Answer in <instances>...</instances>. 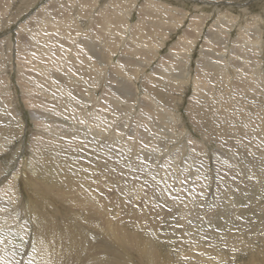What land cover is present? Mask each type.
<instances>
[{
    "label": "rangeland",
    "instance_id": "obj_1",
    "mask_svg": "<svg viewBox=\"0 0 264 264\" xmlns=\"http://www.w3.org/2000/svg\"><path fill=\"white\" fill-rule=\"evenodd\" d=\"M25 1L19 5L20 0H14L10 15L0 22L3 26L12 20L7 28H0L1 42L4 40L16 45L19 37L28 40L30 37L20 31V27L54 0H29L28 5L24 4ZM143 1L137 2V8L125 3L107 4V10L110 15L114 13L110 6L114 4L119 16L135 10L125 24L131 29L137 17L144 14V10L139 8ZM157 1L164 6L161 12L167 22L181 17L183 23L175 28L151 20L150 16H146L145 22L138 23L140 28L147 29L149 37L154 38L155 46L152 51L145 45H139L135 52V63L139 68L137 74L146 69L144 75H139L141 79L136 76L135 67L132 66L133 72L130 65H125L123 72L119 68L127 77L117 75L123 80L113 82V89L120 91L113 98L116 101L121 99L109 103L112 110L109 114L108 107L100 113V105L95 106L101 99L100 95L105 94L101 84L104 79L98 76L97 81V73L92 67L95 63L92 65L90 60L88 67L82 58L80 71L74 70L72 76L65 77L60 73V69L64 72V67L57 68L58 71L46 70L42 75L43 70L25 68L32 59L27 51L19 55L12 46L9 61L2 56L5 45L0 50V76L6 69V77L9 76L11 82L4 81L7 89L11 87L10 93L0 98V143L3 141L0 146L5 149L0 152V264L46 262L40 255L44 253L43 249L34 239L38 217L50 219L54 232L58 231L54 234V243L59 244V231H65L61 236L63 253H67L65 246L70 250L76 247V253L71 252L77 262L65 261L66 255H61V260L52 258L60 264H264V81L255 84L252 75L249 76L251 67L261 64L264 69V46L250 44V53L247 52L245 60L234 56L240 61L233 69L238 71L237 74L231 72L224 77L214 72L200 71L198 74L197 69L202 51L208 50L211 59L231 68V65H226L228 61L232 63L231 50L236 45H231L236 44L239 33H246L247 29H251L253 36L260 30L264 33V0ZM65 2H69L66 4L69 7L73 4V0ZM95 7L88 11L91 16L96 13ZM171 8H177L180 13L173 10L165 12ZM58 9L65 11L61 7ZM70 10L71 20L77 19L76 13ZM224 14L228 22L222 21ZM200 15V22L193 18ZM119 16L113 18L111 15V18L118 22L116 28L124 32L122 29L126 31V27L119 25H123L126 18ZM191 18L196 22H192L197 26L196 30L189 27ZM253 18H260L261 26ZM76 23L81 27L79 20ZM33 27L38 28L39 25L36 23ZM87 29L82 27L79 35L89 33L92 37ZM187 30L191 34L186 35L190 36L182 37ZM109 32L107 35L112 37L114 32ZM124 35L128 37L127 33ZM191 36L196 40L193 47ZM262 36L264 39V34ZM209 38L214 42L212 45L207 42ZM100 40L98 45L103 48ZM161 44L163 47L159 50ZM202 46H207V50ZM8 47L10 50L9 44ZM117 50H121V45ZM61 51L53 50L52 53L57 55ZM118 53L103 58L107 63L109 61L108 70L118 64ZM162 59L163 68L176 71L159 70L158 74H153ZM45 60L49 64L54 62L49 58ZM205 64L213 66L210 61ZM103 67L97 68L98 73ZM25 71L32 72L33 77L35 74L33 83L36 87L41 85L43 90L52 92L53 95L45 92L35 94L45 101H40V104L46 120L55 118L53 124L59 131L67 129L68 136L61 132L55 135L56 138L51 137V130L40 129L37 119L34 120L35 114L29 105L31 99L26 96L32 81L28 77L24 79ZM188 71L192 79L200 82L195 84L192 80L180 85ZM57 74L63 80L57 78ZM46 75L50 79L47 80ZM82 77L90 80L83 82ZM135 90H139V94ZM148 91L155 101L159 100L157 103L162 105V109H166L160 118L155 112V103L145 97ZM89 93L94 99L88 96ZM5 103L7 108L10 106L8 113ZM167 111L172 113V125L166 121ZM178 114L184 121L182 124L176 122L179 126L174 120ZM144 115H148L152 124L148 125ZM142 117L143 123H140ZM73 136L80 139L73 140ZM23 161L24 164L21 163ZM18 167H23L24 175L20 173V182L12 179L14 183H11L10 178ZM71 179L77 186H74L76 189L73 187L74 192L66 187ZM52 182L57 186L52 187ZM91 182L95 184L91 186ZM39 185L36 192L34 186ZM50 190H60L58 197L61 200L52 196ZM68 198L72 201L69 202ZM43 202L48 206L45 211L50 216L38 212L36 219L33 210ZM103 204L105 212L102 216L98 209ZM86 212L92 216L90 224ZM17 224L21 227L18 228ZM67 226H74V229L70 231ZM76 229L80 233V243L78 237L74 238ZM118 236L121 239L127 236V239L136 241V245L130 242L133 245L131 249H121L116 240ZM151 252L154 258L150 257Z\"/></svg>",
    "mask_w": 264,
    "mask_h": 264
},
{
    "label": "bare ground",
    "instance_id": "obj_2",
    "mask_svg": "<svg viewBox=\"0 0 264 264\" xmlns=\"http://www.w3.org/2000/svg\"><path fill=\"white\" fill-rule=\"evenodd\" d=\"M17 1V0H16ZM19 1V0H18ZM23 0H20L19 2V5L21 4ZM57 1H60V0H54V4H52L53 2H51L48 6L44 7V9L42 10V12L36 14V15H33L26 23H24V25H22L20 27V31L22 32H25L26 34H28V36L31 38H29L28 40L25 39L24 37H19L17 38V43L16 45H12L11 43H8V42H5L4 40L1 42L0 41V50H2V48L4 47L5 45V52L3 51L2 53V56L3 57H7L9 61H11V57H10V53H12V46H13V49L16 51V49L18 50V53L19 55L22 53L24 54V51H27V55L30 56L32 59L30 61L27 62L25 68H29V69H34V71H42V75L43 73H46V70H50V69H56V71H58L57 68L59 67H64V72H62V70L60 69V73L63 75V76H72V74L74 73L73 71L74 70H79L80 71V65L82 63V58L85 59V63H86V66L89 67V60L92 62V65L94 64V66H92L94 69H95V72L97 73L96 75V79L97 81L99 82V78L98 76H100L101 78L104 79L103 82H101L102 84V89H104V92L105 94L103 93L102 95H100L101 99L99 101H96V104L95 106L98 107L100 105V108H101V111L100 113H103L104 110L107 109L108 107V114L111 113V106H110V102L114 101V102H117L116 100H114V96L113 95H117L118 94V89L115 88L113 89V82H118V81H121L120 79V76H117V75H122L123 73L120 72L119 68L122 69V72L124 70V67L125 65H130V69L131 71L133 72V69H132V66L135 67L134 69V72L136 73V76L138 77V79H141V76L139 77V75H144V71H146V69H143L144 71L143 72H140L141 74H137L138 71H139V68L136 67V63H135V59H136V55L135 52L138 50L139 48V45H145L146 48H148L149 50L152 49L153 51V47L155 46L154 44V38L153 37H149V34L147 32V29H142L138 26V23H143L145 22V18L146 16H150V19L151 20H156L157 22L159 23H162V24H165L166 26H173L175 28H179L178 25H182L181 23H183L182 21L184 20L183 18L180 17L179 18H176L174 20V22L172 21H168L165 19V15L161 12L163 11L164 9V6L159 4L158 1L155 2L156 0H144L142 2V4L139 6V8H141L142 10H144V14L142 15H139L140 17H137V22H135L133 24L132 27H130L131 29L127 28V26L125 24H127V20L129 18L131 13H133L134 11L132 12H129L128 14L126 15H123V16H119V12L115 10V4H128V5H132L134 7L137 8L136 4L139 0H73V4L72 6H68L66 5L67 3L69 2H65L66 0H61L56 6H55V3ZM155 2L154 4L151 3V2ZM14 0H0V22L5 20L6 19V16H9L10 15V12H11V9L13 7H11V5L13 4ZM30 2L29 0L25 1L24 4L28 5ZM75 3L77 4L75 6ZM115 3L114 5H110L111 6V9H113V11H115L114 13H111L112 17L113 18H118L119 17H123V18H126L123 23V25H119V26H125L126 27V31L124 29H122V31L124 32H120V30H118L116 27H118V22L115 23V21H113V19L111 18V15L109 14L108 10H107V4H113ZM140 3V2H139ZM166 3V5H169V3L167 2H164V4ZM33 4V3H31ZM23 5V4H22ZM97 6L95 7V10H96V13L93 14L92 16L89 14V10L91 9L92 6ZM171 5V4H170ZM61 7L62 9H64L65 11L61 12L58 8ZM71 8V10H70ZM41 10V9H40ZM38 10V11H40ZM71 11V12H75L76 13V17L77 19L75 20H71V17H70V14H68V11ZM146 10V11H145ZM166 11L165 12H169L171 10H173L172 12L174 13H180L179 10H177V8H171L170 10L167 11V9H165ZM80 13H79V12ZM140 13V11H139ZM182 14L183 13V10H182ZM181 14V15H182ZM72 16V15H71ZM186 16V14H185ZM184 16V17H185ZM174 16H167L166 18H172ZM196 16H194L193 18L194 19H199V22L200 20H202V15H200L199 17L195 18ZM8 18V17H7ZM45 18V19H44ZM81 18V19H80ZM193 18H191V21L189 23V27L190 28H193L196 30L197 26H195L194 23L192 22H195V20H193ZM9 19V18H8ZM222 21L224 20L225 22H228L229 20H226V14H224V16L221 17ZM256 22L259 23V25L261 26L262 22L260 20V18H253ZM80 21L81 22V27L76 23V21ZM231 20V19H230ZM130 21V20H128ZM198 22V23H199ZM12 23V20L9 19V21L5 22V25L3 26H0L1 29H5L7 28L10 24ZM36 23L39 25L38 28H34L33 26L35 25L36 26ZM88 23V24H87ZM109 23V25H107ZM192 23V24H191ZM196 23V22H195ZM197 23V24H198ZM222 23V22H221ZM132 25V24H131ZM130 25V26H131ZM88 27L87 29V32H90L92 37L90 36L89 33H86V34H82L81 36L79 35L80 32H81V28L82 27ZM43 27H45L46 29H44ZM129 27V26H128ZM129 29V30H128ZM248 32L246 33H239L238 35V38L236 39V44L234 45H231L232 47L236 45L235 48H233L231 50L232 52V63L234 62V64H230L229 61H228V65H231V68H227V67H223L222 64L218 63V62H215L213 59H211L209 57L208 54H210V51H206V47L205 46H202L204 48V51H202V56H201V59L198 62V66H197V69H198V74H200V71L204 73L205 72H210V73H218L219 75L221 76H226L228 75L229 73L233 72L234 74H237L238 71H234L233 69H235L237 66V64L240 63L239 60H236L234 56L236 57H239V58H242L243 60L246 59V54L247 52L250 53V51H248V48L251 46L250 44H254V45H263L264 46V39H263V36L262 34H264L262 32V30L259 31V34L253 36V33H250V30L251 29H247ZM85 31V30H84ZM114 32L113 36L112 37H109L108 35H110V32ZM86 32V31H85ZM30 33V34H29ZM84 33V32H83ZM109 33V34H108ZM121 33L123 34V36H121ZM124 33H127L128 34V37H125ZM187 33L191 34L190 31L187 30V32H184L181 36L182 37H188L190 35H186ZM32 34H33V38H32ZM108 34V35H107ZM19 35V34H18ZM95 37V38H94ZM96 37L98 38V40L96 39ZM192 37V36H191ZM190 37V39H191ZM99 38L101 39L100 41L103 43V48L102 47H99ZM158 39V38H157ZM140 41H142L144 44L140 43ZM156 41V40H155ZM191 47H193L196 43V40L194 39V37H192V40H191ZM207 42L210 43L211 45L214 43L212 42V39L209 38L207 39ZM8 44L11 46V49L9 50V47H8ZM190 44V42H189ZM207 44V43H206ZM121 45V50H117V47ZM157 45V44H156ZM262 46V48H263ZM163 47V44H161V46L159 47V50ZM99 48L100 49V52L98 53L96 51V49ZM119 49V48H118ZM53 50H56V51H61V54H57V55H54V53H52ZM72 51V52H71ZM117 51L119 52V56H118V64L116 65V67H113L112 70H108V67H109V61L108 63L103 60V58H106L108 57V54L109 55H113L115 53H117ZM158 51V50H157ZM159 52V51H158ZM209 52V53H208ZM259 53V52H258ZM26 54V53H25ZM17 55V57L19 56ZM63 55V56H62ZM230 55V54H229ZM260 55V54H259ZM20 59H22L21 57L22 56H19ZM29 57V59H30ZM110 57V56H109ZM169 57L166 56L164 59L166 60L167 58ZM50 59V60H53L54 62H50L47 63L45 59ZM56 58V59H54ZM81 58V60H79ZM112 58V57H111ZM13 60V59H12ZM108 60V58L106 59ZM110 60V59H109ZM205 60V61H204ZM234 60V61H233ZM22 61V60H21ZM32 61V63H31ZM105 61V62H104ZM112 61V60H111ZM151 61V60H150ZM210 61L212 65H208V64H205V62H208ZM231 61V60H230ZM24 62V61H23ZM164 60L162 59L161 61V64L158 68H155L152 73L153 74H158L160 71L159 70H165V71H169V73H174L175 71L174 70H167L165 68H163L162 64H163ZM236 62V63H235ZM246 62V61H245ZM15 63V62H14ZM242 63V62H241ZM225 64V63H223ZM247 64V63H246ZM245 64V65H246ZM25 65V64H24ZM85 65V64H84ZM104 66V67H103ZM115 66V65H113ZM188 66V65H187ZM225 66V65H224ZM263 65L261 64H258L257 67L253 68L252 67L250 68V71H249V76L252 75L251 77L253 78L254 80V83L255 84H261L263 81H264V69L262 68ZM99 67H103L99 70V73L97 71V68ZM112 67V66H111ZM129 67V66H128ZM259 67V68H258ZM137 68V69H136ZM24 69V68H23ZM28 69V70H29ZM85 69H87L85 67ZM26 70V69H25ZM33 71V70H32ZM161 71V72H162ZM10 72V70H9ZM25 77L24 79H27V77L29 78V80L32 81L31 85H30V88L29 90H26V96L29 97L31 99V104L30 105V108L31 110H33L34 114L32 113L34 117V120L35 118L37 119L38 123L40 125V129H44V131L46 130H51L49 134L51 137H55V135H60L61 132H63V135L65 136H68V131L67 129L66 130H61L59 131L57 129V127L53 124V121L55 120V118H53L52 120L48 121L46 120L47 117L46 115L44 114L43 112V107L42 105L40 104V101L43 102L41 100V98L35 94L36 93H40V92H45L46 94H52L51 91H47V90H43L40 86H35L33 81L34 79L36 78L35 77V74H34V77H33V73L32 72H29V71H25ZM88 72V70H87ZM179 72V71H178ZM6 69L4 70V74H2L0 76V98H5L8 96V94L10 93L9 89H7V84L4 83V81H7L8 84L11 83L10 82V79L8 78L9 76L6 77ZM120 73V74H119ZM186 73V71L184 72ZM126 74V73H125ZM131 74V73H130ZM206 74V73H205ZM204 74V75H205ZM45 75V74H44ZM52 75V74H51ZM76 75L78 76H81V73L80 72H76ZM124 75V74H123ZM122 75V77H123ZM57 78H61L62 77L60 75H56ZM125 76V75H124ZM131 76V75H130ZM21 78H23V75H20ZM45 77V76H44ZM48 76L46 75V78ZM50 77V76H49ZM127 77V76H125ZM248 77V76H247ZM50 79V78H47V80ZM133 79H136L135 76L133 77ZM184 79V77H183ZM201 79V78H200ZM52 80L54 81H57V79H53ZM63 80V79H62ZM81 80L83 82H86V80H90L88 79L87 77H82ZM116 80V81H114ZM123 80V79H122ZM125 80V79H124ZM127 80V79H126ZM125 80V81H126ZM197 84L200 82L199 79H192V76H191V73L188 71V74L185 78L184 81H182V83L180 85H184L185 82H188V81H192ZM93 81V80H92ZM35 82V81H34ZM50 82V80H49ZM96 86H98V82L94 81ZM139 82V81H138ZM202 82V81H201ZM253 82V81H252ZM251 82V83H252ZM40 83V82H39ZM54 83V82H52ZM51 83V84H52ZM120 83V82H119ZM124 83V82H123ZM140 83V82H139ZM158 83V82H157ZM156 83V84H157ZM249 83V82H247ZM130 84V83H128ZM141 84V83H140ZM253 84V85H255ZM28 85V86H29ZM45 85V84H44ZM63 85V84H62ZM65 85V84H64ZM121 85V83H120ZM124 85V84H123ZM122 85V86H123ZM246 85V84H245ZM250 85V84H249ZM259 86V85H258ZM93 87V86H91ZM143 87L145 88V85H143ZM180 87V86H179ZM182 87V86H181ZM253 87V86H252ZM62 88V87H61ZM95 88V87H93ZM156 88V87H155ZM202 88V87H201ZM245 88V87H244ZM247 88V87H246ZM262 88V87H261ZM26 89V88H25ZM63 89V88H62ZM98 89V88H97ZM147 89V88H146ZM253 89V88H252ZM197 90V89H196ZM65 91V90H64ZM136 91V94L139 92V90H135ZM151 91V90H150ZM94 92V91H93ZM120 92V91H119ZM25 93V92H24ZM91 93V92H90ZM88 94V96L90 97H94L93 94ZM132 93V92H131ZM79 94V93H78ZM85 94V93H84ZM123 94V93H121ZM139 94V93H138ZM53 95V94H52ZM71 95V94H70ZM81 95V94H80ZM87 96V94H85ZM84 95V96H85ZM12 96V95H11ZM85 96V97H86ZM157 96V94L155 95ZM162 96V95H161ZM10 97V96H9ZM22 97V96H21ZM74 97V96H73ZM117 97V96H116ZM145 97H147L149 99V101L151 103H155V112L156 114H158L159 118H160V115H163L166 113V109H162V105L158 104L157 102H159V100L155 101V99L153 98V96L149 93H146ZM75 98V97H74ZM83 98V97H82ZM94 99V98H93ZM134 99V98H133ZM157 99V98H156ZM11 100V99H10ZM27 100V99H26ZM86 100V99H85ZM90 100V99H89ZM97 100V99H95ZM162 100V99H161ZM77 101V100H76ZM10 101H8V104H9ZM24 102H26L24 100ZM45 102V101H44ZM43 102V103H44ZM83 102V101H82ZM89 102V101H87ZM91 102V100H90ZM89 102V103H90ZM94 102V100H93ZM91 102V103H93ZM124 102V101H123ZM122 102V104H123ZM162 102V101H161ZM13 103V101H12ZM73 103V102H72ZM76 103V102H75ZM121 103V101H120ZM128 104V102H126ZM124 103V105L126 104ZM7 103L4 104V107H5V110H6V113H8V109L10 110V106L7 108ZM50 104V103H49ZM52 104V103H51ZM88 104V103H87ZM112 104V103H111ZM11 105V103H10ZM14 105V104H13ZM27 105V104H26ZM25 105V106H26ZM44 105V104H43ZM55 105V104H54ZM86 107V106H85ZM54 108V107H53ZM47 108H45L44 110H46ZM48 110V109H47ZM46 110V111H47ZM51 110V109H50ZM54 110V109H53ZM150 110L151 112L154 113V111L152 109H148ZM163 110H165V112H163ZM168 110V109H167ZM11 111V110H10ZM80 111V110H79ZM48 112V111H47ZM167 117H166V121H169V123L172 125V113H170L169 111H167ZM53 113V112H52ZM78 113V111H77ZM116 113V112H115ZM155 114V113H154ZM176 117V115H174ZM97 117V115H96ZM102 117V116H101ZM104 117V116H103ZM145 121L146 122H149L148 125L152 124V122L150 121V118L148 117V115H144L143 116ZM143 117L140 121V123H143ZM7 118V117H6ZM106 120V119H105ZM175 120V125L179 126L178 124L179 123H183L184 121L182 120V118L178 116L174 119ZM102 122V121H101ZM104 122V121H103ZM176 122L178 124H176ZM43 123H46L43 124ZM174 123V122H173ZM36 124V123H35ZM100 124V123H99ZM147 124V123H146ZM170 124H167V125H170ZM48 125V126H47ZM107 125V124H105ZM99 127V125H98ZM102 127V126H101ZM169 127V126H167ZM172 127V126H171ZM24 128V127H23ZM37 128V127H36ZM96 128V127H95ZM94 129V127H93ZM97 129V128H96ZM179 129V127H178ZM95 130V129H94ZM180 130V129H179ZM183 130V129H182ZM100 132V130H98ZM102 131V130H101ZM172 131V130H170ZM97 132V130H96ZM39 133V132H38ZM41 134V133H40ZM48 134V133H47ZM74 134V132H73ZM43 135V133H42ZM116 135H114L115 137ZM173 136V135H172ZM178 136V135H177ZM182 136V133L181 135ZM56 138V137H55ZM76 138H79L78 136L77 137H74L73 136V140ZM86 138V137H85ZM1 139V138H0ZM69 139V138H68ZM80 139V138H79ZM102 139V137L100 138ZM114 139V138H113ZM185 139V138H184ZM78 140V139H77ZM90 140V139H89ZM167 140V139H166ZM1 141V140H0ZM12 141V140H11ZM70 141V140H69ZM80 141V140H79ZM184 141H187L186 139ZM3 142V141H2ZM1 142V143H2ZM71 142V141H70ZM170 142V141H169ZM0 143V145H1ZM73 143H77L79 145V142H74ZM167 143V142H166ZM183 143V142H182ZM178 147V146H177ZM184 147V146H183ZM3 149L4 147L2 148L0 146V152H3ZM5 150V149H4ZM84 155V154H83ZM93 154H91V157L93 158L92 156ZM81 157V156H79ZM85 157V156H83ZM98 157V156H96ZM95 158V157H94ZM87 159V158H86ZM100 159V158H99ZM75 160V159H74ZM94 160V159H93ZM97 159H95L96 161ZM172 160V158H171ZM171 160H169L171 162ZM158 161V160H157ZM92 162V161H91ZM97 162H100V161H97ZM103 162V161H102ZM173 162V160H172ZM171 162V163H172ZM176 162V161H175ZM24 164V161L21 162ZM85 163V162H84ZM93 163V162H92ZM169 163V162H168ZM86 164V163H85ZM99 164V163H98ZM100 164H103V163H100ZM185 164V163H184ZM189 164V163H187ZM106 165V164H104ZM22 166V164L20 165ZM93 167V166H92ZM187 167V166H186ZM80 168V167H78ZM87 168V167H86ZM185 168V167H184ZM85 169V168H84ZM37 170V169H36ZM89 170V169H88ZM91 171V170H90ZM180 172V171H179ZM20 173H23L24 175V172H23V167H18V170L16 172H13L12 176H11V180L10 182L12 181V179H16L20 182L19 178H21L19 175ZM34 173V170L33 172ZM40 173V172H39ZM87 173V172H86ZM48 174V173H47ZM46 175V174H45ZM81 175V174H80ZM87 175V174H86ZM28 176V175H27ZM52 176V175H51ZM82 176H84L82 174ZM82 176H79L82 177ZM25 177V176H24ZM23 177V178H24ZM54 177V176H53ZM78 177V176H77ZM76 177V178H77ZM75 178V179H76ZM87 178V177H86ZM84 179V178H82ZM89 179V178H88ZM41 180V179H40ZM53 180V179H52ZM77 180V179H76ZM51 181V179H50ZM79 181V180H78ZM85 181V180H84ZM90 181V180H89ZM67 182V181H66ZM83 182V181H82ZM11 183H14V182H11ZM43 183V182H42ZM26 184H28V180H26ZM52 184V187L53 186H57L55 183H51ZM50 184V185H51ZM80 184V183H79ZM95 184V183H92L91 182V186ZM14 185V184H13ZM9 186L11 187V185L9 184ZM74 186H76V183L73 179L69 180L67 183H66V187L68 189H72L74 192ZM95 186V185H94ZM5 186H3L4 188ZM74 187V188H73ZM77 187V186H76ZM40 188V185L39 186H34V190L36 192H38V189ZM82 188V187H80ZM5 189V188H4ZM2 189V190H4ZM76 189V188H75ZM93 189H95L93 187ZM79 190V188H78ZM81 190V189H80ZM86 190V189H85ZM92 190V189H90ZM88 190V191H90ZM76 191V190H75ZM93 191V190H92ZM95 191V190H94ZM14 192V189L13 191ZM16 192V191H15ZM52 196H54L57 200H61V197L59 199L58 197V192L59 191H53V190H50L49 191ZM48 192V193H49ZM62 192V191H61ZM82 192V191H81ZM80 192V193H81ZM4 193V192H3ZM2 193V194H3ZM78 193V192H77ZM90 193V192H89ZM18 194V193H17ZM67 194V192H66ZM69 194V193H68ZM71 194V193H70ZM72 195V194H71ZM4 196V195H3ZM51 196V195H49ZM47 196V200H50V197ZM62 196V195H61ZM73 196V195H72ZM64 197V195H63ZM77 197V196H76ZM65 198V197H64ZM9 199V198H8ZM63 199V198H62ZM69 199V198H68ZM76 199V198H75ZM74 200V198H73ZM69 202L72 201V199L70 198L68 200ZM48 202V201H47ZM67 203V202H66ZM45 205V206H44ZM72 205V204H71ZM5 207V206H4ZM45 207H48L46 205L45 202H43L42 204L40 203L39 205V208L36 207L34 210H33V214L34 216L36 217L37 219V213L38 212H44L45 216H50L47 214V212L45 211ZM135 211V210H134ZM105 212V204L99 206V209H98V213L99 214H104ZM86 215H87V218H88V223L89 221L92 223V216H90V214L88 212H86ZM134 216V214H132ZM137 215V214H136ZM3 216V215H2ZM129 216V215H128ZM131 216V215H130ZM132 218H135V217H132ZM38 221H36L37 223L36 224H39L36 228H34V239L35 241H37V245L40 249H43L44 253L43 254H40L44 257V259H46V262H44L42 259V262L43 264H60L58 261H53L52 258H58L61 260V255H66V259L65 261H72V262H77V260H75V256H72V252H75V248H73V250H70L69 248H67L65 246V250L67 253H63L61 251V246H63V244H61V236L64 234L65 231H59V244H56L54 243V234L55 232L58 233V231H55L54 232V229H53V225H51L52 223L48 220V218H45V219H42L40 217H38L37 219ZM127 220V219H126ZM53 221V220H52ZM132 221H135V220H132ZM79 222V221H78ZM43 223V224H42ZM87 223V222H86ZM133 223V222H132ZM135 223V222H134ZM90 224V223H89ZM88 224V225H89ZM14 225V224H13ZM19 226V227H18ZM17 227L20 228L21 226L19 224H17ZM68 227V226H67ZM70 227V226H69ZM68 229L70 231H72V229H74L72 227H70ZM79 229V228H78ZM118 229V228H117ZM17 230V229H16ZM159 230V229H158ZM18 231V230H17ZM20 231V230H19ZM18 231V232H19ZM74 231V230H73ZM119 232V231H118ZM56 233V234H57ZM79 231L76 229L75 233H74V238L78 237V240H79V243L81 242V239L79 237L80 233ZM123 234V233H121ZM69 235V233H68ZM124 235V234H123ZM57 236V235H56ZM71 236V235H69ZM13 237V236H12ZM68 237V236H67ZM125 237V236H124ZM17 239V238H16ZM57 240V238H56ZM57 240V241H58ZM109 240V239H108ZM116 240L119 241L120 245L119 247L121 249H131L133 247L132 244H135L136 245V241H132L131 239H127V236L125 237V239H121V237H116ZM56 242V241H55ZM73 242V241H72ZM132 244H131V243ZM143 244V243H142ZM65 245V244H64ZM68 245V244H67ZM147 245V244H146ZM152 248V247H151ZM50 250L52 252H54L55 254H52V252L50 253ZM72 251V252H71ZM154 251V250H152ZM148 252V251H147ZM156 252V251H155ZM154 254H150V257L154 258ZM90 257V256H89ZM88 257V258H89ZM149 257V258H150ZM63 258V257H62ZM74 258V259H73ZM64 259V258H63ZM80 259V258H79ZM35 260V259H34ZM40 260V259H39ZM84 260V259H83ZM82 260V261H83ZM157 259L154 261L156 262ZM40 262V261H39ZM62 262V261H61ZM64 262V261H63ZM153 262V261H152ZM38 264V263H37Z\"/></svg>",
    "mask_w": 264,
    "mask_h": 264
},
{
    "label": "crops",
    "instance_id": "obj_3",
    "mask_svg": "<svg viewBox=\"0 0 264 264\" xmlns=\"http://www.w3.org/2000/svg\"><path fill=\"white\" fill-rule=\"evenodd\" d=\"M96 51L99 53V52H100V49H99V48H97V49H96Z\"/></svg>",
    "mask_w": 264,
    "mask_h": 264
}]
</instances>
